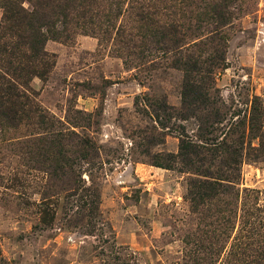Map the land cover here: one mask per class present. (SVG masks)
Wrapping results in <instances>:
<instances>
[{
	"label": "rangeland",
	"instance_id": "374dc122",
	"mask_svg": "<svg viewBox=\"0 0 264 264\" xmlns=\"http://www.w3.org/2000/svg\"><path fill=\"white\" fill-rule=\"evenodd\" d=\"M48 1L29 58L0 0V264H264V0Z\"/></svg>",
	"mask_w": 264,
	"mask_h": 264
},
{
	"label": "trees",
	"instance_id": "16d2710c",
	"mask_svg": "<svg viewBox=\"0 0 264 264\" xmlns=\"http://www.w3.org/2000/svg\"><path fill=\"white\" fill-rule=\"evenodd\" d=\"M26 0H3V6H4V16L7 17V19H11L14 23V26H19L20 32L17 33L18 37L21 39H27L29 40L30 47L33 49L32 52L34 54H31L29 58H35V56H40V52L42 49L43 44L41 43V40L39 37H36L37 33L33 34L32 28L33 25L31 22H29L30 13L25 9L23 6V2ZM34 5H40V0H27ZM48 0H42V3H47ZM40 43V45H39ZM42 44V45H41ZM41 48V49H40ZM7 52L6 45H0V52ZM11 50V54H12ZM13 85H11L12 87Z\"/></svg>",
	"mask_w": 264,
	"mask_h": 264
}]
</instances>
